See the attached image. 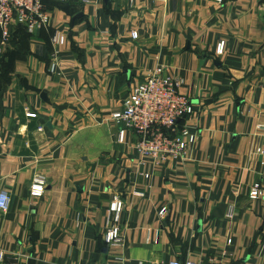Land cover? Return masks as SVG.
Instances as JSON below:
<instances>
[{"label":"crops","instance_id":"obj_1","mask_svg":"<svg viewBox=\"0 0 264 264\" xmlns=\"http://www.w3.org/2000/svg\"><path fill=\"white\" fill-rule=\"evenodd\" d=\"M45 2L50 26L0 37V251L29 264H264V195L249 197L264 186V0ZM159 67L195 113L185 158L145 167L111 113ZM115 196L123 243L109 246Z\"/></svg>","mask_w":264,"mask_h":264},{"label":"built area","instance_id":"obj_2","mask_svg":"<svg viewBox=\"0 0 264 264\" xmlns=\"http://www.w3.org/2000/svg\"><path fill=\"white\" fill-rule=\"evenodd\" d=\"M67 1V0H61ZM51 13L43 0H0V37L4 42L11 38L10 29L14 24L26 27L34 34L43 27L51 25ZM137 38L138 33L133 32ZM54 44L61 45L65 37L60 33L52 38ZM226 43L221 41L217 46V53L225 52ZM183 79L178 76L164 74L159 67L152 70L145 80L136 84L124 103V108L111 113L112 119L121 125L119 140L122 141L127 131L137 138L135 148L139 163L157 166L168 160H183L188 150V142L184 137L189 134L182 121L195 113L194 106L188 95L181 92ZM192 140V137H191ZM46 182L43 178H36L31 191L35 196L45 192ZM264 195V186L254 183L249 189V197L253 201H260ZM10 205V195L6 191L0 192V209L7 211ZM124 201L115 196L109 206L107 227L103 233L105 242L109 246L123 243L122 213ZM167 207L159 210V215L165 217ZM232 215V209L230 216ZM0 261L3 264H29L27 260L17 255H7L0 251ZM106 264H132L125 259H112ZM169 264H219L215 259L206 262L193 259H174Z\"/></svg>","mask_w":264,"mask_h":264},{"label":"trees","instance_id":"obj_3","mask_svg":"<svg viewBox=\"0 0 264 264\" xmlns=\"http://www.w3.org/2000/svg\"><path fill=\"white\" fill-rule=\"evenodd\" d=\"M67 1H69V0H67ZM43 2L45 3L47 9L49 10V7H48L47 3L45 2V0H43ZM62 2H66V1H62ZM18 25H20V24H18Z\"/></svg>","mask_w":264,"mask_h":264}]
</instances>
